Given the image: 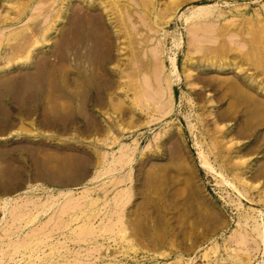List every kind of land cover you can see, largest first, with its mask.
I'll return each mask as SVG.
<instances>
[{
    "label": "rangeland",
    "instance_id": "374dc122",
    "mask_svg": "<svg viewBox=\"0 0 264 264\" xmlns=\"http://www.w3.org/2000/svg\"><path fill=\"white\" fill-rule=\"evenodd\" d=\"M112 8L0 0V264H264V0Z\"/></svg>",
    "mask_w": 264,
    "mask_h": 264
},
{
    "label": "bare ground",
    "instance_id": "6f19581e",
    "mask_svg": "<svg viewBox=\"0 0 264 264\" xmlns=\"http://www.w3.org/2000/svg\"><path fill=\"white\" fill-rule=\"evenodd\" d=\"M6 1V0H5ZM84 1H89V4L91 5V6H94V4H95V0H93V1H91V0H84ZM106 1H108V2H110V4L114 7V8H112V9H114V10H118V11H121V9L122 10H125L126 9V11H127V13H129V12H131V10H130V7H131V5H134V4H136V1L137 0H106ZM142 2H143V0H141ZM138 2H139V0H138ZM146 2V1H145ZM100 5H103V3L101 2V3H99ZM142 5H143V3H142ZM118 8H120V10L118 9ZM146 8V7H145ZM138 10V9H137ZM143 10V9H142ZM112 11V10H111ZM111 11L109 12L111 15L112 14H114V13H111ZM146 11V10H145ZM121 12H123V11H121ZM120 13V12H119ZM210 14V9H203V8H200V9H198L197 10V12L196 13H194V17H193V19H202V18H205V17H207L208 15L207 14ZM123 14V13H122ZM143 14V13H142ZM145 15H146V13H144ZM137 15V14H136ZM191 18V17H190ZM189 19V18H188ZM192 19V18H191ZM123 20V19H122ZM124 21V20H123ZM144 22V21H143ZM124 26V25H123ZM201 44V43H200ZM197 46V45H196ZM198 46H199V44H198ZM197 49V48H196ZM199 49V48H198ZM201 49H202V47H201ZM204 50V49H203ZM197 52V51H196ZM198 53V52H197ZM173 61V60H172ZM212 69H216L217 68V66L216 65H214V64H212ZM219 67V66H218ZM220 68V67H219ZM158 73V72H157ZM161 81V80H160ZM159 82V81H158ZM157 82V83H158ZM143 83H146L145 81L143 82ZM156 83V84H157ZM145 85V84H144ZM147 85V84H146ZM158 85V84H157ZM144 87V86H143ZM158 87V86H157ZM167 89H168V83H167ZM150 89V88H149ZM163 89V88H162ZM160 91V90H159ZM146 92V91H145ZM161 93H163L162 91H161ZM144 95V94H143ZM162 95V94H161ZM151 96V95H150ZM143 97H145V96H143ZM142 97V98H143ZM148 97H149V93H148ZM162 98H164V95H163V97ZM150 99H152V98H148V100H150ZM157 99V98H156ZM156 99H155V101H156ZM160 100V99H159ZM161 101H159V103H160ZM169 102L170 101H168V103H167V105L169 104ZM162 103V102H161ZM163 106V105H162ZM123 159V158H122ZM122 159H120L121 161H122ZM205 161V160H204ZM205 165H208V163H206L205 162ZM14 214H16V211L14 212ZM15 216H17V218H20L21 216H20V214H16ZM20 216V217H19ZM25 217V216H24ZM23 218V217H22ZM21 219V218H20ZM83 225V224H82ZM81 225V226H82ZM80 226V225H79ZM78 226V227H79ZM77 227V228H78ZM86 228V227H85ZM89 229V228H88ZM88 229H87V231H88ZM91 229H89V231H90ZM7 231H9V229L7 230ZM80 231H83V232H81V233H84V232H86L85 230H83L82 228L80 229ZM254 232H255V234L257 235V237H259V238H261V239H263L264 238V234H263V232L261 231V229H260V227H259V225H257V226H255V228H254ZM85 234V236L88 234L87 232L86 233H84ZM89 234H91V233H89ZM88 234V235H89ZM35 235H36V233H34L32 236L33 237H35ZM78 236V235H77ZM32 239L33 238H31L30 239V241L32 242ZM86 239V238H85ZM30 244V242L29 241H25V242H18V243H15L13 246H11V253H17L20 249H24V250H27L28 248H29V245ZM253 244V243H252Z\"/></svg>",
    "mask_w": 264,
    "mask_h": 264
}]
</instances>
